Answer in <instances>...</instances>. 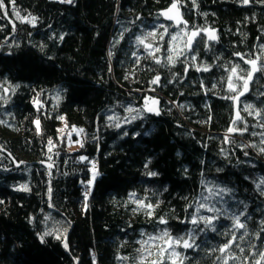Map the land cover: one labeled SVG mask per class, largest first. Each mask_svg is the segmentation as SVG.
I'll use <instances>...</instances> for the list:
<instances>
[{
    "label": "trees",
    "instance_id": "obj_1",
    "mask_svg": "<svg viewBox=\"0 0 264 264\" xmlns=\"http://www.w3.org/2000/svg\"><path fill=\"white\" fill-rule=\"evenodd\" d=\"M173 3L217 40L179 55ZM64 125L80 150L51 149ZM169 237L164 264H264V0H3L0 264H151Z\"/></svg>",
    "mask_w": 264,
    "mask_h": 264
},
{
    "label": "rangeland",
    "instance_id": "obj_2",
    "mask_svg": "<svg viewBox=\"0 0 264 264\" xmlns=\"http://www.w3.org/2000/svg\"><path fill=\"white\" fill-rule=\"evenodd\" d=\"M26 20V19H24ZM22 20V21H24ZM26 22V21H25ZM159 32V31H158ZM205 31H199L198 30V33L199 34H202L204 33ZM157 32H152L148 35L147 39H142L141 40V44L144 46L146 45H151L153 43V41L156 40V34ZM166 34V33H169V30L166 28L164 31H163V34ZM190 35V30H186L185 28H181L180 30H177L176 32H173L172 33V42L174 43V49H176L177 53L179 55L181 54H185L187 53L188 50H190V48L188 47V44H187V40H188V37ZM173 37H175V39H173ZM256 63L258 64L259 66V63L256 61ZM236 78L240 79L242 82H243V85L247 79V77H241L239 76V74L236 72ZM233 86L235 88V85L233 83ZM238 91V90H237ZM243 91V86L241 88V90L239 91V93H241ZM141 94V93H140ZM142 95V94H141ZM150 104H151V101H150ZM75 133L79 134V131H75ZM59 142L56 143L55 145L52 144L51 145V149L54 151L55 149L57 150H61V149H65V150H69V151H76V150H80L81 146H80V143L77 142V141H74L73 140V135H74V132L72 131H68L66 126L64 125L61 129V132L59 133ZM65 145V146H64ZM91 170H92V178H91V181H90V185L91 187L94 186L95 184V180L98 176V170H97V167L96 165L93 163L92 166H91ZM25 187L24 186H21L20 187V190H24ZM56 232L59 236H63L64 235V231L62 228L60 227H57L56 229ZM158 242H151L148 246V251H147V256H151L153 252L156 251V248L157 247H164L166 248L167 246H162L161 244H157Z\"/></svg>",
    "mask_w": 264,
    "mask_h": 264
},
{
    "label": "water",
    "instance_id": "obj_3",
    "mask_svg": "<svg viewBox=\"0 0 264 264\" xmlns=\"http://www.w3.org/2000/svg\"><path fill=\"white\" fill-rule=\"evenodd\" d=\"M178 5L177 9H173L171 12H169L168 10L171 8V6L169 8H167L166 10L162 11L161 12V16L163 17V19L169 23V24H172L174 25L175 27L177 28H180L182 26H187L188 25V22L187 20L185 19L183 13H182V10L180 8V5L178 3H176ZM168 13V15L170 16H173L175 17L174 19H168L167 16L163 15V13ZM179 21V22H178ZM193 32H196L197 35H195L194 37L192 36V33ZM206 36L208 38L209 41H212V42H215L217 40V33L216 31L212 30V31H208L206 32ZM197 38H198V32L197 31H192L191 34L189 35L188 37V40H187V44H188V47L189 48H192L196 41H197ZM189 41H191V43H189ZM147 47H150V45H147ZM251 61H247L245 60V64L251 69V73L249 75H251V79H248L246 80L247 82V89L244 88V90L242 91V95L239 94L236 99H235V104H234V111H235V121H238L240 119V104H241V101L243 99H245L249 93H250V90H251V85L259 71V66L258 64L255 62V68L256 70L254 71L253 70V65L252 63H250ZM249 77V76H248ZM160 106H161V99L159 98H154L151 100V104L150 106L147 108V112L148 113H152L156 116H159L161 114L160 112ZM45 166H49L48 164H45Z\"/></svg>",
    "mask_w": 264,
    "mask_h": 264
},
{
    "label": "snow or ice",
    "instance_id": "obj_4",
    "mask_svg": "<svg viewBox=\"0 0 264 264\" xmlns=\"http://www.w3.org/2000/svg\"><path fill=\"white\" fill-rule=\"evenodd\" d=\"M67 2L71 3L72 0H67ZM247 2H248V0H245V3H247ZM193 3H195V0H193ZM0 7H3V0H0ZM177 7H178V5H177L176 3H173L172 6H171V8H170L168 11L171 12L173 9H177ZM163 15L167 16L168 19H174V18H175V17H173V16L168 15L167 12H166V13H163ZM178 22H179V21H178ZM195 35H197V33H196V32H193V33H192V36L194 37ZM173 39H175V37H173ZM189 43H191V41H189ZM169 59H171V57H169ZM250 63H252V65H253V70L255 71V70H256V68H255V61H251ZM248 79H251V75H249ZM243 87H244L245 89H247V82H246V81H245ZM230 88H231L233 91H235L234 86L231 85V84H230ZM242 94H243V93H241V95H242ZM36 123H37V126L39 127V121H37ZM49 143H51V141H49ZM82 159H83V158H82ZM153 175H155V174L153 173ZM149 207H150V206H149ZM210 210H211V209H210ZM161 222L164 223L165 221L162 220ZM193 222L195 223L196 221H193ZM207 222H208L209 224H211V220H210V219H209ZM237 226H238L239 228H244V227H245L244 224H241V223L239 222V219H238V218H237ZM213 230H214V229H213ZM48 234H49V233H45V235H48ZM166 236H168L167 232H165V233L163 234V236L160 237V239H164V237H166ZM57 238H59V237H57ZM41 239H43V238H41ZM150 239H154V238L150 237ZM165 243L168 245V247H167V248H164V247H161V248H160V250H159V256H160V259H159V260L152 261L151 264H164L165 253H167L168 250H169L170 248H172L173 243H175V244H179V243H180V240L173 241V240L169 237L167 240H165ZM65 246H67V245H65ZM183 247H184V248H191V247H193V244L189 243L188 241H184V243H183ZM228 247H229V245H228V244H225L224 248L221 249V251H226V250L228 249ZM178 257H179V253H176L174 250H173V251L170 253V255H169V258L172 260V264H178V260H177ZM261 258L264 259V256H262ZM143 259L146 260V258H143ZM233 259H235V257H233ZM179 264H182V261H180ZM225 264H227V262H225Z\"/></svg>",
    "mask_w": 264,
    "mask_h": 264
},
{
    "label": "flooded vegetation",
    "instance_id": "obj_5",
    "mask_svg": "<svg viewBox=\"0 0 264 264\" xmlns=\"http://www.w3.org/2000/svg\"><path fill=\"white\" fill-rule=\"evenodd\" d=\"M171 25V30L173 31V32H176L177 30H180L181 28H185L186 30H189V27H188V25L187 26H182V27H180V28H177V27H175L174 25H172V24H170ZM192 31H194V30H191L190 31V33L192 32ZM200 35V34H199ZM199 38V37H198ZM151 48V47H150Z\"/></svg>",
    "mask_w": 264,
    "mask_h": 264
},
{
    "label": "built area",
    "instance_id": "obj_6",
    "mask_svg": "<svg viewBox=\"0 0 264 264\" xmlns=\"http://www.w3.org/2000/svg\"><path fill=\"white\" fill-rule=\"evenodd\" d=\"M59 2H61L62 4H70L69 2H67V0H58ZM73 1V0H72ZM147 92V91H146Z\"/></svg>",
    "mask_w": 264,
    "mask_h": 264
}]
</instances>
